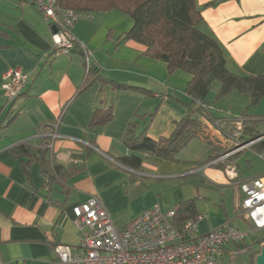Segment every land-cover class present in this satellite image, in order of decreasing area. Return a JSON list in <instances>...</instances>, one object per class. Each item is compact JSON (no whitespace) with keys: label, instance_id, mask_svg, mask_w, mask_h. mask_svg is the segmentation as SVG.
I'll list each match as a JSON object with an SVG mask.
<instances>
[{"label":"crops","instance_id":"0c3cea01","mask_svg":"<svg viewBox=\"0 0 264 264\" xmlns=\"http://www.w3.org/2000/svg\"><path fill=\"white\" fill-rule=\"evenodd\" d=\"M197 4L203 28L226 51L227 67L235 73L264 74V0H197ZM114 11L93 12L91 19L80 20L71 29L75 40L91 50L89 60L96 66L91 83L79 91L87 75L81 48L58 54L53 29L34 4L0 0V264H75L61 262L54 245L78 247L80 231L72 208L93 195L102 200L115 225L122 227L156 204L168 210L194 199L193 189L208 180L217 186L232 185L238 198L235 217L248 221L241 211L240 182L264 173L244 178L238 157L232 159L238 168L232 181L209 162L196 165L201 159L194 160L184 151L193 141H201L208 161L211 144L201 137L193 138L177 160L143 153L138 170L121 162L131 152L124 138L132 122L136 133L145 131L156 140L172 133L187 112L186 87L192 75L181 69L169 72L167 63L147 53L144 44L124 39L128 26L110 25L106 34L98 30V24ZM10 68L28 74L20 95L12 100L3 87L4 73ZM102 77L140 89L118 88ZM228 97L237 101L236 109L220 108L222 114L215 116L208 105L212 119H219L226 131L248 105L237 91L221 100ZM111 102L113 117L92 125L95 111ZM50 132L53 142L47 158L67 166L76 162L74 154L89 150L82 170L49 179L39 157L23 156L25 162L20 161L15 146L23 142L39 146ZM214 139L221 145L219 138ZM194 202L197 215H202L199 234L231 224L223 212L206 215L203 206L200 210Z\"/></svg>","mask_w":264,"mask_h":264},{"label":"trees","instance_id":"16d2710c","mask_svg":"<svg viewBox=\"0 0 264 264\" xmlns=\"http://www.w3.org/2000/svg\"><path fill=\"white\" fill-rule=\"evenodd\" d=\"M57 2L62 8L75 11L92 14L116 10L129 16L132 25L124 32V39H133L144 44L147 53L167 63L169 72L181 69L192 75L186 87L189 95V100L184 102L187 112L175 124L172 133L156 140L148 136L145 131L136 133L133 129L135 124L132 122L124 138L131 152L120 158L123 164L132 169H140L143 153L177 160L178 154L196 137H201L211 144L209 160L195 161L196 165L210 162L226 151L214 144L216 139H211L206 126V119L213 118L209 113L206 97L215 88L216 83H219L216 89L218 98L237 91L248 100V105L241 113V116L246 118L241 138L248 141L264 132L260 124L255 123L259 119L251 117L246 112L249 107L257 105L264 98V74L235 73L227 67L224 47L212 33L203 28L205 21L197 0H57ZM95 69L96 66L92 64L87 70L85 81L79 91L91 83V74L96 71ZM102 79L118 88L140 89L138 86L116 82L105 77ZM112 108L111 102L104 109H97L91 124L98 125L109 121L113 117ZM151 115L153 116V113ZM52 126L56 128L57 125ZM50 134L39 146L23 142L15 146L13 151L21 162H25L23 156L39 157L43 166L42 170L49 179L57 176L63 179L67 174L82 170L89 150L74 154L76 162L67 166L55 163L46 155L48 150L52 149L50 146L53 142L52 132ZM254 148L257 153L264 155V140L254 144ZM176 208V220L179 224L189 219L195 220L199 216L193 198L179 202ZM260 249L261 247L250 252L249 264H255Z\"/></svg>","mask_w":264,"mask_h":264},{"label":"built area","instance_id":"2783aa9c","mask_svg":"<svg viewBox=\"0 0 264 264\" xmlns=\"http://www.w3.org/2000/svg\"><path fill=\"white\" fill-rule=\"evenodd\" d=\"M34 4L53 31L55 51L69 54L78 44L84 56L87 70L91 67V50L75 40L71 28L83 19H91L90 12L62 8L57 0H17ZM3 84L10 100L18 97L28 79L21 68H10L4 73ZM244 116L234 119L233 127L226 131L217 118L206 119L210 135L220 139L224 151L212 159L210 165H222L231 180L238 177L237 165L232 157L254 148L264 140V132L251 140H243ZM52 148V144H50ZM264 158V155L257 153ZM242 214L247 218L250 229L244 230L226 223L222 227L205 233L199 232L198 220L189 219L181 224L176 220L177 208L168 210L159 204L143 210L122 227L115 225L102 200L91 196L85 202L73 206L74 221L80 231L77 248L65 243L54 245L58 259L63 263L75 264H237L240 253L248 247L246 240L253 232L264 230V177L242 180ZM256 242L264 243V237Z\"/></svg>","mask_w":264,"mask_h":264},{"label":"rangeland","instance_id":"374dc122","mask_svg":"<svg viewBox=\"0 0 264 264\" xmlns=\"http://www.w3.org/2000/svg\"><path fill=\"white\" fill-rule=\"evenodd\" d=\"M109 14L110 16L106 18V20L102 23V25L98 24V30L102 31L103 34L110 32V30L108 29L110 25L116 27V29H121L126 26H128L127 29H129L131 27L132 20L130 19L129 16L124 15L123 13L116 10L113 13H109ZM111 14H119V15H113L117 17H112ZM218 87H219V83H216L215 88H213L206 97V101L210 106V111L212 115L215 116L222 114L220 108L223 109L228 108L230 110V109H236L238 105L235 99H231V98L229 99L228 97V99H225L224 101L221 100L222 98H218L216 92V89ZM246 112L247 114L251 115L253 118L259 119L258 122H255L256 125L260 124L259 126L264 128V99L261 102H259L257 105L249 107V110ZM251 122L253 123V121ZM209 136H211V139L214 140L215 138L214 136L212 135ZM203 145L205 146L204 143ZM201 146H202L201 141H193V143L189 145V147L186 146L187 147L186 150L185 148L183 149L185 150L184 154H191L194 160L199 158L201 159V161H204L207 154L206 152H203V150H201ZM218 146L222 148L220 144H218ZM253 150L255 149L248 150L245 152V154L240 153L237 156L235 155L233 157V160L234 158L236 159L237 157L239 158L237 162L240 165L239 172L241 173V176H243L244 178L261 175L264 173V158L256 154ZM193 154H195L196 156ZM212 166H213L212 168L218 170L221 174H223V176L227 180L232 181L223 168L218 167L217 165H212ZM234 194L235 191H233L232 185L217 186L215 184L209 183L208 180H206L202 185H198L197 188H194L192 191V195H193L192 197H194L200 210L202 209L200 205L203 206L205 210L204 213L206 215H209L208 214L209 212H213V213L217 212V214H219V211L223 212V215L225 216L228 215L229 219L232 220L231 221L232 226L244 230H248L250 229V224L248 223V221H246L242 217L241 218L235 217L236 213H234L233 211L234 203L237 202L238 198L236 199V196ZM258 237L261 238L264 237L263 229L253 232V235L246 240V244L248 245V247H253V248L249 250L247 249L245 252L240 253L238 256L237 264H249L250 252L261 247L260 244L256 242Z\"/></svg>","mask_w":264,"mask_h":264},{"label":"water","instance_id":"95a60500","mask_svg":"<svg viewBox=\"0 0 264 264\" xmlns=\"http://www.w3.org/2000/svg\"><path fill=\"white\" fill-rule=\"evenodd\" d=\"M53 31H57L55 26H52ZM255 264H264V243L261 246L260 253L257 254Z\"/></svg>","mask_w":264,"mask_h":264}]
</instances>
